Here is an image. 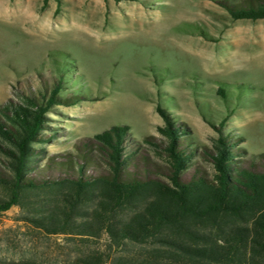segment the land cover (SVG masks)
Here are the masks:
<instances>
[{"label":"rangeland","instance_id":"374dc122","mask_svg":"<svg viewBox=\"0 0 264 264\" xmlns=\"http://www.w3.org/2000/svg\"><path fill=\"white\" fill-rule=\"evenodd\" d=\"M58 81L66 102L47 112L49 138L35 145L34 171L46 177L78 174L80 163L108 173L95 135L126 125L129 169L169 181L153 144L168 140L157 106L186 132L185 179L214 178L222 133L237 161L264 156V18L233 20L220 0H0V106ZM6 161L0 151L1 169ZM28 215L0 214V264H140L158 247L50 233Z\"/></svg>","mask_w":264,"mask_h":264},{"label":"trees","instance_id":"16d2710c","mask_svg":"<svg viewBox=\"0 0 264 264\" xmlns=\"http://www.w3.org/2000/svg\"><path fill=\"white\" fill-rule=\"evenodd\" d=\"M220 2L233 20L264 18V0ZM62 89L58 81L50 91L44 86L0 106V151L7 160L0 168V214L18 206L35 228L50 233L106 231L114 240L157 244L140 264H264V156L237 161L240 150L233 151L231 138L222 133L212 155L214 178L185 179L191 156L186 132L157 106L166 121L159 130L168 140L153 144L169 158V181L129 169L135 158L126 125L95 135L108 173L88 175L80 163L78 174L46 177L34 171L35 145L49 138L46 114L66 102Z\"/></svg>","mask_w":264,"mask_h":264}]
</instances>
